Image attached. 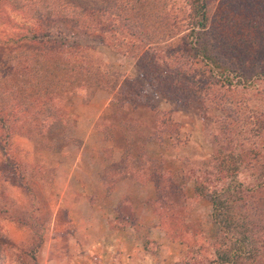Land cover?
<instances>
[{
	"label": "trees",
	"instance_id": "16d2710c",
	"mask_svg": "<svg viewBox=\"0 0 264 264\" xmlns=\"http://www.w3.org/2000/svg\"><path fill=\"white\" fill-rule=\"evenodd\" d=\"M220 1V22L233 15L232 33L214 25L208 0H184L180 14L164 0H108V9L71 0H0L2 155L17 133L35 150L76 144L67 103L104 91L109 112L98 117L96 130L122 152L103 173L106 191L121 178L152 183L149 204L172 240L167 210L174 196L183 200L187 177L145 154L150 142H179L171 111L158 110L150 97L200 109L211 104L224 114L211 136V160L188 178L195 197L210 200L218 236L176 264H264V0ZM89 40L132 60L134 75L110 72ZM5 161L19 167L20 161ZM130 226L140 228L135 220ZM42 244L38 235L27 254L31 264H38ZM143 246L150 250L147 241Z\"/></svg>",
	"mask_w": 264,
	"mask_h": 264
},
{
	"label": "rangeland",
	"instance_id": "374dc122",
	"mask_svg": "<svg viewBox=\"0 0 264 264\" xmlns=\"http://www.w3.org/2000/svg\"><path fill=\"white\" fill-rule=\"evenodd\" d=\"M71 1L81 5L88 4L85 7L89 9H108L110 5L108 0ZM164 1L173 5L176 13L180 14L178 9L184 6V0ZM208 3L214 25L220 26L221 31L232 33L233 26L229 27L227 24L233 15H228L226 20L220 22L221 1L208 0ZM234 20L238 22L237 18ZM225 25L228 28H224ZM54 26L71 29L72 23H55ZM1 30L5 28L0 26ZM86 44L97 51L110 72L124 73L131 77L134 75L132 60L117 57L97 40H89ZM242 97L246 98L245 95ZM108 99L109 95L103 91L96 93L90 101L76 96L67 103L68 119L73 125L70 135L76 144L65 145L64 147H72L66 149L65 154H62L64 147L57 151L35 150L20 133L11 141L7 157L0 152V264H31L27 254L32 244L38 241V235L43 237V244L36 253L38 264H176L194 252V247L200 245L203 240H208L210 244L216 240L218 230L212 220L210 200L196 198L194 192L189 193L187 189H193V180L188 178L191 169L200 171L207 167L211 160L214 149L211 136L224 114L211 104H207L203 109H200V104L179 106L156 94L150 97L152 104L160 111H171L172 119L179 126V142L170 140L172 146L171 152L169 150L167 154L168 160L179 162L183 176L187 177L183 193L181 192L183 200L180 196H174L172 201L170 200L172 206H168L167 210L171 217L169 228L174 231L175 239L167 237L166 231L159 228V222L155 230L139 225L129 200L123 199L116 210L118 216L110 226L118 230H131L140 247L149 253L146 258L143 254V257L141 254L138 256L137 253L133 262H130L127 261L126 254L123 258L116 259L113 250L105 251L100 242L104 238L100 233L77 220L82 214L74 201V195L81 189V180L74 176L73 169L76 162L86 157L84 151L77 149L81 147L84 139H90L94 132L98 136L99 149L101 144L104 146L100 154L98 150H94V143H91L90 151L94 156L99 153L98 158L103 157L106 162L105 169L111 163L119 162H113L114 154L122 153L105 141L96 130L98 117L109 112ZM92 126L95 127L94 130H91ZM6 159L15 163L20 161L17 164L19 167L12 169L7 165ZM28 187L30 191L27 190ZM104 189L106 191L105 185ZM109 193L106 191L107 195ZM71 206L74 211L72 210V215L70 212L69 217ZM150 208L152 209L151 206ZM155 217L157 219L156 215ZM132 220L140 227L137 232L130 226ZM146 241L150 250L144 249L143 244ZM111 247L109 245L108 248ZM130 251L131 249L125 252Z\"/></svg>",
	"mask_w": 264,
	"mask_h": 264
},
{
	"label": "crops",
	"instance_id": "0c3cea01",
	"mask_svg": "<svg viewBox=\"0 0 264 264\" xmlns=\"http://www.w3.org/2000/svg\"><path fill=\"white\" fill-rule=\"evenodd\" d=\"M98 92L100 93L103 91H96L94 95ZM109 100L110 97L108 102ZM106 113H108V111ZM94 128L95 127L92 126L91 130H94ZM165 140L162 144L154 142L148 143L145 147V154L152 161L161 160L164 164L165 170L179 173L181 172L179 162L168 160L167 154L172 145L170 140ZM91 143H94V150H98L100 154L104 146L101 144L99 149L98 136L93 132L91 138L84 139L81 147L77 149L81 152L84 151L86 156L76 162L75 169H73L74 176L77 178L79 177L81 180V189H79L78 193H74V201L77 203L78 210L82 214L77 220L80 221L82 225L88 228H93L95 231L99 232L104 238L100 241L102 247L105 248V251L113 250L116 259L120 257L123 258L126 254L127 261L133 262L137 253L138 256L141 254V257L144 256L146 258L149 253L140 247L139 242L135 239L134 233L131 230L114 229L110 226V223L118 216L116 210L121 201L127 198L139 225L151 230L158 228V221L148 205L150 201L155 199L154 186L151 183L138 184L128 178H122L114 183L111 192L107 195L102 180V174L106 167V162L103 157H97L99 156V153L95 156L91 154ZM69 148L72 147H64L62 154H65L66 149ZM120 157L121 155L114 154L112 158L113 162H118ZM57 158L62 159L63 157ZM187 192L193 193L194 189L188 188ZM77 196L78 198H76ZM72 210L74 211L73 206H71V209L68 211L69 217L70 212L71 215L73 213ZM109 245L112 246L111 249L108 248ZM129 249H131L130 252H125Z\"/></svg>",
	"mask_w": 264,
	"mask_h": 264
}]
</instances>
